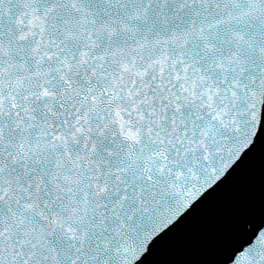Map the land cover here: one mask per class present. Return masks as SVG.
Returning a JSON list of instances; mask_svg holds the SVG:
<instances>
[{"label": "snow or ice", "instance_id": "6c2138e0", "mask_svg": "<svg viewBox=\"0 0 264 264\" xmlns=\"http://www.w3.org/2000/svg\"><path fill=\"white\" fill-rule=\"evenodd\" d=\"M262 125L264 0H0V264H145Z\"/></svg>", "mask_w": 264, "mask_h": 264}, {"label": "water", "instance_id": "95a60500", "mask_svg": "<svg viewBox=\"0 0 264 264\" xmlns=\"http://www.w3.org/2000/svg\"><path fill=\"white\" fill-rule=\"evenodd\" d=\"M241 216L256 224L264 220V125L228 174L166 230L167 236L153 241L145 264H226L245 239L237 228Z\"/></svg>", "mask_w": 264, "mask_h": 264}]
</instances>
